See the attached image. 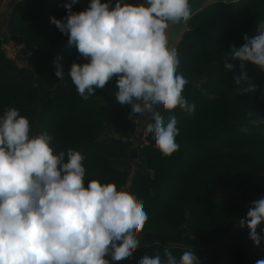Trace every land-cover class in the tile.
<instances>
[{"label":"trees","instance_id":"16d2710c","mask_svg":"<svg viewBox=\"0 0 264 264\" xmlns=\"http://www.w3.org/2000/svg\"><path fill=\"white\" fill-rule=\"evenodd\" d=\"M66 3L70 0H25L14 7L6 39L23 44L28 58L26 66L19 65L2 52L0 42V116L14 107L29 119L32 134L47 131L52 136L55 154L69 148L82 152L85 186L95 179L120 189L130 181L129 192L143 201L148 215L141 233L145 244L128 259L106 257L110 264H138L145 255L163 257L165 247L179 259L188 246L205 251L200 264H222L223 259L250 264L251 254L241 247L249 229L239 220L246 218L242 209L251 196L264 193V126L240 128L248 111L264 119V71L247 63L249 80L237 85L238 63L226 72L224 53L232 45L242 46L244 35L255 34L256 24L264 20V0L210 5L190 21L177 50L179 72L189 81L183 94L195 111L158 108L165 120L176 116L180 148L164 157L150 136V145L137 152L133 177L130 139L140 115L129 119L131 105L116 102L115 78L88 100L78 95L68 73L84 58L50 23V17L68 14ZM72 11L81 9L75 4ZM58 55L63 81L55 76ZM248 84L255 91L240 94ZM257 233L264 237V222ZM254 255L264 260V238L254 246Z\"/></svg>","mask_w":264,"mask_h":264},{"label":"clouds","instance_id":"9594fccd","mask_svg":"<svg viewBox=\"0 0 264 264\" xmlns=\"http://www.w3.org/2000/svg\"><path fill=\"white\" fill-rule=\"evenodd\" d=\"M76 3L64 4L68 14L50 17V23L84 58L68 73L78 95L88 100L115 78L116 102L131 105L129 119L148 114L152 122L145 136L151 134L162 156H171L180 148L178 121L175 115L165 120L158 108L188 114L196 108L183 94L189 81L179 72L180 56L171 39L174 26H185L192 18L189 0H116L114 7L111 0H90L85 10L74 12ZM243 39L242 46L232 45L224 53L226 72L238 63L237 85L249 80L247 63L264 71V20L251 38ZM61 60L58 55L53 64L63 81ZM238 91L251 93L255 87L248 84ZM245 121L240 131L264 126L252 111ZM32 133L29 119L18 109L9 107L0 116V264H110L108 256L112 261L132 257L148 220L143 201L115 183L93 179L85 186L84 154L71 148L55 154L47 131ZM262 222L264 197L253 201L246 218L239 220L256 246L264 238L257 233ZM138 264L200 261L192 249L177 259L165 247L163 257L145 255Z\"/></svg>","mask_w":264,"mask_h":264},{"label":"water","instance_id":"95a60500","mask_svg":"<svg viewBox=\"0 0 264 264\" xmlns=\"http://www.w3.org/2000/svg\"><path fill=\"white\" fill-rule=\"evenodd\" d=\"M22 1H25V0H19L15 4V6ZM130 1L132 0H126L127 3ZM133 1L136 2L135 4H139L143 2V0H133ZM240 1L241 0H228V2L225 3L224 0H189V3L192 5L193 15H192V18L188 21L187 25L174 26V28L171 30V39L174 43V46L176 48L178 47L184 35L190 30V26H189L190 21L194 18V16L202 12L207 6L214 5V4L230 5V4L238 3ZM101 2L104 3V2H107V0H104ZM115 3H116V0H111V6L114 7ZM76 4L80 7L81 11L85 10L88 7V4L84 2L83 0H78V3ZM137 154L138 153L135 150L130 151V159L134 163H136L137 161ZM262 175H264V172H262ZM262 197H264V193L252 195L250 199V203L252 204L253 201L258 200Z\"/></svg>","mask_w":264,"mask_h":264},{"label":"rangeland","instance_id":"374dc122","mask_svg":"<svg viewBox=\"0 0 264 264\" xmlns=\"http://www.w3.org/2000/svg\"><path fill=\"white\" fill-rule=\"evenodd\" d=\"M2 1H5V0H2ZM7 1V0H6ZM128 3H132V4H135L136 2L135 1H130ZM7 5V3H6ZM0 18H1V15H0ZM1 21V20H0ZM7 36L4 38V39H1L0 42H1V46H2V42L3 41H7ZM11 42L15 43V44H19L18 42L16 41H12ZM8 58V57H7ZM27 58H28V53L27 52H24L23 53V56L22 57H19L18 61H16L17 63H19V65H23V66H26L27 65ZM149 115L148 114H145L144 116H139V120L141 122L140 126L138 127L139 131L142 130L143 126L146 125L148 123V120H149ZM110 132H106V135H109ZM137 136H138V133H135V136L133 138V140L135 141L137 139ZM132 149H135V151L138 152V149L136 147H133L132 146ZM138 158V156H137ZM136 170V166H135V163L134 162H130V167H129V172L130 174L133 176V171L135 172ZM264 172V171H263ZM130 184V181H128L127 185ZM126 185V186H127ZM255 195V194H254ZM251 199V198H250ZM252 206V204L250 203V201H248V203L243 207L242 209V214L245 213L247 214L249 208ZM144 241H143V238L141 237V243H140V246L139 247H142L144 245ZM254 246L255 244L253 243V241L249 238V236H244L242 237V240H241V247L242 249H244L246 251V253H250V264H256V258H258L257 255H254ZM189 247V250L192 249V251L194 252V254L197 256V258L199 259L200 257V253H204L205 251L204 250H198L199 247L197 246H188ZM256 256V257H253ZM222 264H228V262L223 259V262Z\"/></svg>","mask_w":264,"mask_h":264},{"label":"built area","instance_id":"2783aa9c","mask_svg":"<svg viewBox=\"0 0 264 264\" xmlns=\"http://www.w3.org/2000/svg\"><path fill=\"white\" fill-rule=\"evenodd\" d=\"M6 0L2 1V4L5 5L6 4ZM1 50L2 52H4L6 54V56L14 61H18L19 57L23 56V53L25 52V47L23 44H15L11 41H3L2 42V46H1ZM141 122L139 120V117L136 119L135 122V133H138L137 139L134 141L133 138L135 136V134H133V136L130 139V143L133 147H136L138 150L144 149L146 147H148L150 145V136L151 134L145 136L144 134V129L146 127V125L143 126L142 130L139 131L138 127L140 126ZM135 150V149H134Z\"/></svg>","mask_w":264,"mask_h":264},{"label":"crops","instance_id":"0c3cea01","mask_svg":"<svg viewBox=\"0 0 264 264\" xmlns=\"http://www.w3.org/2000/svg\"><path fill=\"white\" fill-rule=\"evenodd\" d=\"M19 0H7V5H3L1 4L0 5V15H1V18H0V40L1 39H4L7 35H8V22L11 18V14H12V11L15 7V4L18 2ZM84 2H86L87 4L90 3V0H83ZM101 1H104V0H101ZM150 118V117H149ZM107 132H111V129L109 128ZM133 175H134V171H133ZM133 177V176H132ZM129 187H130V184L125 186L123 189L129 191Z\"/></svg>","mask_w":264,"mask_h":264}]
</instances>
